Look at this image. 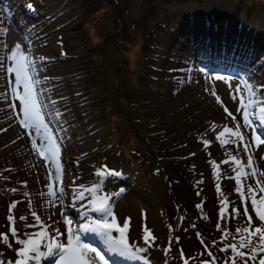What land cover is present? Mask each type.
I'll use <instances>...</instances> for the list:
<instances>
[{"label":"rangeland","instance_id":"374dc122","mask_svg":"<svg viewBox=\"0 0 264 264\" xmlns=\"http://www.w3.org/2000/svg\"><path fill=\"white\" fill-rule=\"evenodd\" d=\"M179 20L190 26L205 22L200 25L205 28L198 35L188 26L179 35L174 28ZM219 27L227 31L219 34ZM15 43L37 64L40 99L60 146L66 192L62 199L49 197L47 176L55 165L32 149L31 135L16 118L18 100L0 97V233L9 237L0 240V260L14 264L19 247L7 220L13 202H19L11 211L19 238L41 230L31 215L35 211L50 226L49 234L59 228L66 243L69 225L62 212L74 232L81 223L103 218L93 210L90 192L84 193L83 206L78 195L81 185H99L96 196L111 197L116 223L123 227L131 217L125 236L134 246L133 258L111 252L96 233H80L92 235L86 244L109 264H183L184 259L201 264L210 259L205 246L217 264H224L231 251L219 249L238 242L236 229L244 224L227 218L233 208L244 207L231 157L246 165L247 154L231 140L221 145L216 136L224 126L234 127L223 107L242 123L241 97L246 104L250 92L257 101L264 99V0H0V61L6 62ZM6 90L0 75V93ZM253 120L264 137V126ZM241 131L252 141L250 128ZM249 152L257 171H264V145L252 141ZM105 165L121 175L98 177ZM248 184L254 181L242 178V190ZM249 214L254 216L251 208ZM145 228L155 237L150 246L143 241ZM223 230L231 233L227 239ZM113 235L120 233L113 229ZM140 248L145 251H136ZM56 259L44 257L39 264Z\"/></svg>","mask_w":264,"mask_h":264},{"label":"snow or ice","instance_id":"6c2138e0","mask_svg":"<svg viewBox=\"0 0 264 264\" xmlns=\"http://www.w3.org/2000/svg\"><path fill=\"white\" fill-rule=\"evenodd\" d=\"M27 7L30 10L34 9V5L31 3L27 4ZM4 47L7 48V45L5 44ZM199 71L203 72L204 69L201 68ZM0 75H3V78L7 81V90L4 93H0V97H8L10 94L12 100H18L21 115L16 118L19 126L26 130L24 134L31 135L32 149L37 156L43 158L46 164L50 162V165H55L54 172L47 176L46 188L49 197L64 198L66 189L62 186L61 150L57 139L54 137L46 121L47 114L44 112L45 101L40 99L41 90L39 85L41 84V80L39 79L38 67L32 54L25 52L20 43H15L9 50L6 62L0 61ZM216 79L224 78L217 76ZM235 91L240 92V89L237 88ZM212 95L215 96L217 103H221L222 105L220 97L216 95L215 91L212 92ZM232 99L235 100L236 96L233 95ZM10 107L15 114L16 105L13 103ZM223 111L227 114V117L231 118L234 127L224 126L223 130L217 134L216 139L220 141L221 145L227 144L231 140L237 146L238 151L247 154V163L244 165L242 159H238L236 156L231 157L236 165V168L233 169L236 172L235 182L237 187L235 191L244 207L233 208L228 213L227 218L243 220L244 224L242 227L236 229V234L239 237L238 242L226 245L220 248L219 251L224 253H227L229 249L231 251V257L225 259L224 264H238V261L239 264H249V261L256 262L257 259L258 264H264V171H257L253 164L252 154L249 152V145L252 141L255 142V146L257 147L264 145V137L259 134L257 129L252 127L255 122L253 117L264 126V99L257 101L255 93L250 92L249 101L246 104L243 97H241L237 112L242 113V123L237 121L236 116L227 107H223ZM242 128L251 129L252 141L245 140L244 134L241 131ZM226 134H228L229 139H221ZM38 140L40 141L39 143ZM204 143L207 147L210 142L205 141ZM192 155H195V153ZM246 169L250 171H246ZM96 175L106 179L109 176H119L121 173L110 170L105 165L103 170L96 172ZM242 178L253 180L254 184H248L246 189L242 190ZM22 183L25 187L27 186V181H23ZM54 185L59 186L54 188ZM98 187L99 185H94L91 188H86L81 185V191H79L78 195L82 200L84 193L86 191L90 192L93 195L91 203L95 205L93 210L100 212L103 218L92 220L89 223H81L74 232L72 227H70L72 220L68 218L66 213L62 212L63 223L69 225L66 243L60 240L63 233L59 228L55 229L54 234H49L46 229L50 226L45 225L35 211H32L31 215L41 230L37 233H28L26 239L19 238L18 229L15 227V219L11 215V210L19 202H13L9 207L10 214L7 220L12 225L10 228L11 235L16 238V244L19 245L15 250L16 259L14 264H39V260L44 257H57L55 264H109L101 251L81 241V232L96 233L103 238L104 243L110 251L119 256L126 257L133 255L134 246L130 245L129 240L125 236V230L129 228L131 217L126 218L123 227H120L116 223V218L109 206L111 197L108 195L96 196ZM12 191L16 190L13 189ZM120 191L123 192L124 189ZM217 192H220L219 185H217ZM25 195L30 196V193H25ZM40 195L43 196L44 194L40 193ZM72 195L75 196L77 193H72ZM115 195H119V193ZM249 198L250 204H248ZM29 203H31V200H29ZM197 207H200V205H197ZM249 208L253 210L254 216L249 214ZM220 216L221 218H225V208L223 206L220 210ZM20 220L26 221V217L21 216ZM36 224L26 223L25 226L35 227ZM113 229L120 233L119 238L113 235ZM144 232V244L152 245L155 241L154 235L147 228L144 229ZM229 235H231L230 232L223 230L224 239H227ZM8 239L7 234L0 233V240L7 242ZM201 244H204L203 239H201ZM8 246L11 247L10 244ZM136 251L143 252L145 249L140 248L136 249ZM205 253L210 259L202 260L201 264H217V256L208 246H205ZM183 255V250H181V256ZM0 264H13V262L0 260ZM183 264H189V260L184 259Z\"/></svg>","mask_w":264,"mask_h":264},{"label":"bare ground","instance_id":"6f19581e","mask_svg":"<svg viewBox=\"0 0 264 264\" xmlns=\"http://www.w3.org/2000/svg\"><path fill=\"white\" fill-rule=\"evenodd\" d=\"M218 17H220V16H218ZM227 22H231L230 21V18H228L227 20H226ZM179 22H180V24H176L175 25V27L174 28H176V33L177 34H179V35H181L182 34V31H185V32H187L186 30H187V28H188V26H189V28H188V30H190V28H195L194 29V32H196L198 35L204 30L203 28H205V26H200L202 23V25H204V23L205 22H201L200 24L199 23H196V22H193L192 23V25L193 26H190L189 24H188V22L186 21V22H184V21H181V20H179ZM240 22V21H239ZM239 22H237L235 25H238V23ZM228 24V23H227ZM196 27H198V28H196ZM238 28H240L241 27V24L240 25H238L237 26ZM227 31V29L226 28H220L219 27V29H217V33H219L220 34V32H222V33H224V32H226ZM207 32H208V30H207ZM234 32H236V30L235 31H233V35L235 34ZM196 33H193V34H196ZM195 36V35H194ZM221 37H222V35H220ZM220 38V37H219ZM226 38H228V36L226 37ZM185 45L187 46L188 45V42L186 43L185 42ZM187 48H188V46H187ZM175 56V55H174ZM241 61H239L238 63H240ZM174 67H176V66H174ZM81 203H82V206L86 203L85 202V200H81ZM84 243V242H83ZM133 255H129L128 257H132ZM135 257H137V255L135 256Z\"/></svg>","mask_w":264,"mask_h":264}]
</instances>
